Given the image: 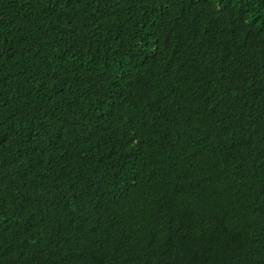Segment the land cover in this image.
Returning a JSON list of instances; mask_svg holds the SVG:
<instances>
[{"label":"trees","instance_id":"16d2710c","mask_svg":"<svg viewBox=\"0 0 264 264\" xmlns=\"http://www.w3.org/2000/svg\"><path fill=\"white\" fill-rule=\"evenodd\" d=\"M0 264H264V0H0Z\"/></svg>","mask_w":264,"mask_h":264}]
</instances>
